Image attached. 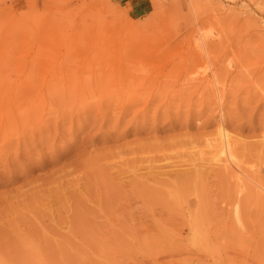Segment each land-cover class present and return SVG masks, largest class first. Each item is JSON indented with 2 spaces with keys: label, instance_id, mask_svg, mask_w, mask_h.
I'll return each mask as SVG.
<instances>
[{
  "label": "rangeland",
  "instance_id": "374dc122",
  "mask_svg": "<svg viewBox=\"0 0 264 264\" xmlns=\"http://www.w3.org/2000/svg\"><path fill=\"white\" fill-rule=\"evenodd\" d=\"M0 77V264H264V0H0Z\"/></svg>",
  "mask_w": 264,
  "mask_h": 264
},
{
  "label": "bare ground",
  "instance_id": "6f19581e",
  "mask_svg": "<svg viewBox=\"0 0 264 264\" xmlns=\"http://www.w3.org/2000/svg\"><path fill=\"white\" fill-rule=\"evenodd\" d=\"M120 42V41H119ZM210 43V42H209ZM105 45V44H104ZM103 45V46H104ZM126 46V45H125ZM123 48V46H122ZM125 48V47H124ZM210 48V47H209ZM120 49V48H119ZM113 50V49H112ZM209 50V49H208ZM200 51V50H199ZM199 54V53H198ZM101 56H106V59L107 60H110L111 61V65H109L108 67H106L105 69H101L98 73H96V75H98V78L95 77V81L99 82V84H101L103 81H108L112 78H115L117 77V75H119V65H117V62L118 60L120 59L119 56L120 54H117V53H114V52H109V51H105V54H102ZM225 68V67H224ZM121 70V69H120ZM205 72V71H204ZM75 73V72H74ZM77 73V72H76ZM76 75V74H75ZM197 76V75H196ZM208 76V75H207ZM75 79V77H74ZM73 81V79H72ZM91 81V80H90ZM192 81V80H191ZM75 82V81H74ZM203 82V81H202ZM1 84H2V78L0 77V92L3 90L1 88ZM53 84L54 81H53ZM5 92V91H4ZM1 96V94H0ZM217 136H218V143L216 145V148L214 150V154H213V159H215L214 161H221L224 163V165H228L230 166V168H233L230 164H234L235 163L233 162L232 160V154H231V150H230V145H229V139L228 138V134L227 131L225 130L224 127L222 126H219L218 130H217ZM230 136V135H229ZM214 142V141H213ZM212 143V142H211ZM215 147V145H214ZM208 160H211V159H208ZM230 161V162H228ZM235 161V160H234ZM228 162V164H227ZM232 164V165H233ZM235 167V166H234ZM234 169V168H233ZM232 169V170H233ZM231 170V171H232ZM233 172V171H232ZM234 176L236 174V169L234 170ZM245 174V173H244ZM240 175V174H239ZM236 177H237V174H236ZM240 177V176H239ZM243 177V176H242ZM241 178V177H240ZM253 178V177H252ZM248 180V179H246ZM260 185V184H259ZM262 191V190H261Z\"/></svg>",
  "mask_w": 264,
  "mask_h": 264
}]
</instances>
